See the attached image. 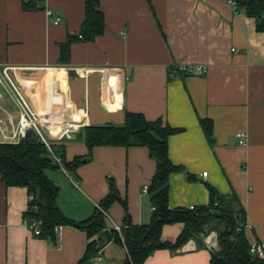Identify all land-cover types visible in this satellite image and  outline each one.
Masks as SVG:
<instances>
[{
	"label": "crops",
	"instance_id": "crops-1",
	"mask_svg": "<svg viewBox=\"0 0 264 264\" xmlns=\"http://www.w3.org/2000/svg\"><path fill=\"white\" fill-rule=\"evenodd\" d=\"M85 1L44 0L43 10L26 11L22 0H0V74L6 71L60 130L121 126L126 112L179 130L168 138L169 159L183 168L169 177V207H207L210 188L234 194L245 212L247 241L264 244V34L254 19L224 0H100L104 33L72 43L68 64L61 65L60 46L79 34ZM46 10L60 22L54 24ZM191 66L206 74L168 73ZM19 116L13 89L0 78V143L21 140ZM205 119L211 143L200 124ZM52 148L64 163L45 174L58 187L56 205L66 218L75 224L90 219L112 179L126 207H109L107 230L122 228L127 215L133 226L150 223L152 208L142 190L155 163L146 148L95 147L89 153L82 138L66 137ZM75 157L83 162L70 170L65 164ZM28 199L26 188H7L0 176V264H79L86 231L61 226L54 240L36 237L23 219ZM181 229L165 225L162 240L174 242ZM126 256L114 242L98 255L113 264H124ZM144 264H210V252L189 241L174 253L155 251Z\"/></svg>",
	"mask_w": 264,
	"mask_h": 264
},
{
	"label": "trees",
	"instance_id": "trees-1",
	"mask_svg": "<svg viewBox=\"0 0 264 264\" xmlns=\"http://www.w3.org/2000/svg\"><path fill=\"white\" fill-rule=\"evenodd\" d=\"M236 11H244L254 19L256 31L264 34V0H233ZM44 0H22L23 9L43 10ZM104 16L100 10V0L85 1V15L78 35L70 36L60 46V64L66 66L69 61V48L75 42H93L104 33ZM169 75L177 73L178 67H170ZM207 140L211 143L212 126L207 119L200 120ZM82 140L89 153L95 147H143L148 150L150 159L155 163V174L147 186L152 208L148 225L133 226L129 216L120 232L107 230L104 213L110 206L119 202L126 207L112 179L108 180V194L96 207L90 219L75 224L66 218L56 205L58 187L46 176L45 171L57 168L49 152L36 138L21 139L18 143H0V176L4 185L23 187L27 190L28 203L23 214L24 221L30 225L38 223L40 239H55V230L61 226H75L86 231L89 240L87 249L79 264H92L104 245L110 242L121 244L126 249L124 264H144L146 259L157 250L176 252L189 241L198 248H206L205 236L215 232L218 238V250L210 252V264H264L250 254L251 245L245 237V212L237 197L219 195L210 188V202L207 207L193 209L175 208L168 204L169 177L183 171L175 166L168 156V138L179 132L161 119L147 121L143 115L126 112L121 126H88L81 130ZM53 147V145H52ZM55 154V150H53ZM60 160L64 163L63 156ZM83 158L75 157L65 164L75 170ZM181 224L182 229L174 242L161 238L165 225Z\"/></svg>",
	"mask_w": 264,
	"mask_h": 264
},
{
	"label": "built area",
	"instance_id": "built-area-1",
	"mask_svg": "<svg viewBox=\"0 0 264 264\" xmlns=\"http://www.w3.org/2000/svg\"><path fill=\"white\" fill-rule=\"evenodd\" d=\"M228 2L234 9H236V3L233 0H224ZM46 15L50 18H53V12L50 10H46ZM54 24H58L60 22L59 17H54ZM179 71L185 72L188 76H203L206 74V69L201 66H191V67H178ZM0 78H3L4 80H7L8 84L13 89L17 104L20 109V116H19V123L17 127V136L19 139H25L27 130H32L35 134V138L46 147V149L49 152L50 158L53 160V162L57 165H60L61 160L56 157V155L52 151V145L55 142L61 141L65 137H68L69 126L65 127V129L60 130V125L55 122H48L43 118L42 113L40 111L36 110L30 102L27 101V99L22 95V93L19 91V89L14 86L11 81L9 80L6 71H3L0 74ZM75 127V126H74ZM59 128V130H58ZM241 141L240 144L244 145L245 142L243 141V136L241 135ZM207 173H203L202 177L206 178ZM143 193L147 194V187L143 188ZM99 208V205L97 206ZM190 209H193L191 207ZM104 216L106 218V215L104 213ZM38 223H32L28 225L26 223V226L35 234L37 235L39 233L37 228ZM57 228L55 231L58 232ZM113 230L120 232L121 228L118 226H115L112 228ZM217 234L215 232L208 233L204 238V243L206 245V248L209 251H214L218 247L217 243ZM250 254L253 256L264 259V244L255 243L251 245L250 247ZM92 264H113L111 262L102 260L99 257H96Z\"/></svg>",
	"mask_w": 264,
	"mask_h": 264
},
{
	"label": "water",
	"instance_id": "water-1",
	"mask_svg": "<svg viewBox=\"0 0 264 264\" xmlns=\"http://www.w3.org/2000/svg\"><path fill=\"white\" fill-rule=\"evenodd\" d=\"M27 138H35V134L31 129L27 130L26 132L25 139ZM81 138H82V134L80 132H70L67 137V139L69 140H80Z\"/></svg>",
	"mask_w": 264,
	"mask_h": 264
},
{
	"label": "rangeland",
	"instance_id": "rangeland-1",
	"mask_svg": "<svg viewBox=\"0 0 264 264\" xmlns=\"http://www.w3.org/2000/svg\"><path fill=\"white\" fill-rule=\"evenodd\" d=\"M213 232V231H212ZM211 233V232H210ZM218 239V238H217ZM217 243H218V240H217ZM218 245V244H217ZM219 248L217 247V249L216 250H218Z\"/></svg>",
	"mask_w": 264,
	"mask_h": 264
}]
</instances>
